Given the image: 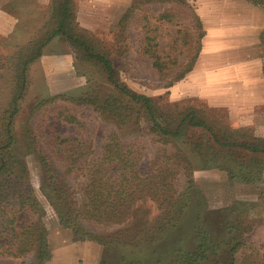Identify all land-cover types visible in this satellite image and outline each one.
Instances as JSON below:
<instances>
[{"label":"trees","instance_id":"16d2710c","mask_svg":"<svg viewBox=\"0 0 264 264\" xmlns=\"http://www.w3.org/2000/svg\"><path fill=\"white\" fill-rule=\"evenodd\" d=\"M164 1H172V5L158 15L159 19L177 24L190 18L187 24L190 26H182L169 44L160 45L156 41V28L143 25L142 52L160 76L176 70L172 82L192 68L204 31L187 0ZM252 1L264 6V0ZM49 13L46 28L18 51L19 64L18 61L10 63L9 101L0 108V256L31 254L36 264H44L50 257L43 207L32 193L22 163L11 145L16 138L12 120L21 96L24 68L55 35L65 37L77 49L80 59L99 67L103 84L109 87L106 91L89 88L82 95L63 97L73 103L92 105L106 114L116 128L107 136L101 154L93 159L86 156V147L76 138L56 135L47 148H42L30 133L44 172L42 189L60 225L70 228L79 238L133 250L164 241L183 220L191 189L176 190L175 176L178 172L188 175L191 161L181 148L174 146V151L166 150L145 173L136 140L124 143L117 132L120 127L138 124L141 120L152 137L166 146L189 129L205 130L206 142L194 140L190 148L202 157L200 161L211 152L212 159H217L231 177L248 182L260 177L264 160L258 154L264 153V138L240 139L225 129L216 128L199 108L164 112L150 97L133 92L115 79L116 70L109 55L88 43L73 25L72 0H51ZM27 53L29 56H25ZM178 56L188 57L187 62L178 64ZM147 201L157 210L152 218L144 208ZM85 223L98 229L89 230ZM252 228V221L234 220L226 224L221 240H216L209 230L196 223L193 246L174 244L162 251L155 264H264V239L257 247L246 241V234ZM157 251L154 248L152 253Z\"/></svg>","mask_w":264,"mask_h":264},{"label":"rangeland","instance_id":"374dc122","mask_svg":"<svg viewBox=\"0 0 264 264\" xmlns=\"http://www.w3.org/2000/svg\"><path fill=\"white\" fill-rule=\"evenodd\" d=\"M235 1L241 2L208 0L209 4L206 5L207 0H187L191 11L199 18L203 31L204 24L198 11L204 7L205 11L210 10L211 3L217 8H229ZM243 1L264 9V6L252 0ZM50 2L0 0L1 109L9 101V65L17 61L18 65L21 61L18 51L46 28ZM171 3L164 0H72L75 15L73 25L88 43L109 55L118 82L133 92L150 97L164 112L186 107L199 108L216 128L225 129L240 139L264 138V105L236 111L226 105L210 104L195 93L194 68L195 65L197 68L200 66L197 60L204 34L192 68L172 82L176 70L173 76L171 73L160 76L143 54V25L156 28V41L160 45L169 44L182 26H190L187 25L190 18L177 24H169L158 18ZM77 52L60 35L52 36L42 45L40 53L24 68L21 96L17 100V112L12 120L16 138L11 150L21 161L30 189L43 207L42 218L50 250V257L44 264H155L156 259L161 258L162 251L174 244L192 247L196 223L209 230L216 240H221L226 224L238 219L253 222V228L246 234V241L257 247L264 239V161L256 181L231 177L217 159H212L211 152L205 155V160L200 161L202 157L191 151L192 141L200 139L206 142L208 134L205 130L189 129L166 146L152 137L143 120L138 124L120 127L117 132L124 143L136 140L145 173L166 150L174 151V146L181 148L191 161L188 175L178 172L175 176L176 190L191 189L190 204L183 220L167 234L164 241L133 250L111 244L102 245L90 238H79L70 228L58 223L42 189L44 172L31 143L30 133L42 148H47L56 135L76 138L86 147V156L93 159L101 154L107 136L116 129L111 119L92 105L73 103L63 97L82 95L89 88L109 90L103 84L100 68L80 59ZM177 60L178 64L183 65L188 57L178 56ZM165 146L167 149H164ZM258 155L264 160V153ZM145 206V210L149 211L148 217H154L157 213L155 205L147 201ZM85 224L89 230L98 229L89 223ZM154 248L158 250L155 254L152 253ZM0 264H36V261L31 254L23 257L0 256Z\"/></svg>","mask_w":264,"mask_h":264},{"label":"crops","instance_id":"0c3cea01","mask_svg":"<svg viewBox=\"0 0 264 264\" xmlns=\"http://www.w3.org/2000/svg\"><path fill=\"white\" fill-rule=\"evenodd\" d=\"M204 8L198 11L205 33L200 66L194 68L195 93L236 111L264 105V9L243 0Z\"/></svg>","mask_w":264,"mask_h":264}]
</instances>
